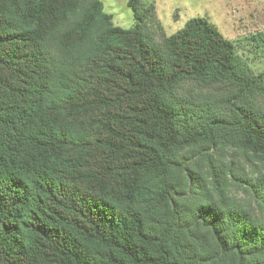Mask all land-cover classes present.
<instances>
[{"label":"trees","instance_id":"obj_1","mask_svg":"<svg viewBox=\"0 0 264 264\" xmlns=\"http://www.w3.org/2000/svg\"><path fill=\"white\" fill-rule=\"evenodd\" d=\"M127 5L123 28L100 0H0V264H264L228 196L264 203L232 155L264 167V70L206 17L157 41Z\"/></svg>","mask_w":264,"mask_h":264},{"label":"rangeland","instance_id":"obj_2","mask_svg":"<svg viewBox=\"0 0 264 264\" xmlns=\"http://www.w3.org/2000/svg\"><path fill=\"white\" fill-rule=\"evenodd\" d=\"M100 1L102 10L111 14L114 25L129 28L134 24L127 0ZM140 4L142 9L146 6H152L154 9L158 23L147 18L145 27L155 40L159 41L175 32L190 17H206L235 44L237 53L253 73L264 70V45L254 42L251 38L253 34L264 30V0H140ZM207 92L208 89L197 87L190 82L184 83L179 89L181 95L190 98H199ZM219 151H215L214 155ZM232 155L244 164L248 175L264 173V167L257 159L247 165V161L241 156L235 153ZM228 158L226 156V160ZM229 183L228 196L233 205L250 207L254 215L264 217V203L258 206V200L243 193L236 186L235 180Z\"/></svg>","mask_w":264,"mask_h":264}]
</instances>
